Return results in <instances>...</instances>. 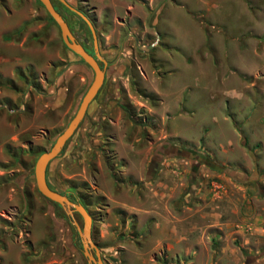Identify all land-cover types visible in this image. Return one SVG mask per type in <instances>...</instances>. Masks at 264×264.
I'll return each mask as SVG.
<instances>
[{
    "label": "rangeland",
    "instance_id": "374dc122",
    "mask_svg": "<svg viewBox=\"0 0 264 264\" xmlns=\"http://www.w3.org/2000/svg\"><path fill=\"white\" fill-rule=\"evenodd\" d=\"M66 1L108 62L46 180L103 264H264V0ZM91 79L38 0H0V264H88L33 164Z\"/></svg>",
    "mask_w": 264,
    "mask_h": 264
},
{
    "label": "water",
    "instance_id": "95a60500",
    "mask_svg": "<svg viewBox=\"0 0 264 264\" xmlns=\"http://www.w3.org/2000/svg\"><path fill=\"white\" fill-rule=\"evenodd\" d=\"M67 9L74 12L82 19L91 35L92 54L79 43L72 35L68 24L61 14L54 8L50 0H39L47 14L53 19L58 27L61 40L66 48L76 54L80 60L92 70V79L80 98L75 112L67 122L62 131L55 137L51 146L43 150L35 159L33 164V178L37 191L46 199L59 204L71 216L73 212H77L81 217V226L72 220L73 225L80 238L82 251L85 254L88 264H103L99 255L96 244L90 237L91 216L87 209L79 202L71 201L65 194H62L55 189H51L45 179V168L47 163L60 152L65 141L72 135L78 123L82 119L89 102L96 95L104 78V66L108 62L100 56L97 47V38L94 25L91 20L80 10L70 5L66 0H59ZM98 61H101L103 66L100 67Z\"/></svg>",
    "mask_w": 264,
    "mask_h": 264
},
{
    "label": "trees",
    "instance_id": "16d2710c",
    "mask_svg": "<svg viewBox=\"0 0 264 264\" xmlns=\"http://www.w3.org/2000/svg\"><path fill=\"white\" fill-rule=\"evenodd\" d=\"M39 1V0H38ZM41 4V3H40ZM62 5V4H61ZM63 6V5H62ZM64 7V6H63ZM65 9H67L66 7H65ZM68 10V9H67ZM68 11H70V10H68ZM71 12V11H70ZM72 13V12H71ZM48 17H49V19L51 20V21H53V19L48 15ZM80 19V18H79ZM80 21L84 24V25H86L85 24V22L82 20V19H80ZM54 22V21H53ZM55 23V22H54ZM87 27V26H86ZM88 29V28H87ZM89 31V30H88ZM76 55V54H75ZM67 141V140H66ZM65 141V142H66ZM46 182H47V184H48V186L51 188V189H54L52 186H50V184L48 183V181L46 180ZM60 193H62V194H65L71 201H74V202H77L75 199L76 198H74V197H72V196H70L68 193H65V192H60ZM55 203V202H54ZM79 203H81L84 207H85V204H83L82 202H79ZM56 205H58L57 203H55ZM86 208V207H85Z\"/></svg>",
    "mask_w": 264,
    "mask_h": 264
},
{
    "label": "crops",
    "instance_id": "0c3cea01",
    "mask_svg": "<svg viewBox=\"0 0 264 264\" xmlns=\"http://www.w3.org/2000/svg\"><path fill=\"white\" fill-rule=\"evenodd\" d=\"M15 60H17V59H15ZM253 150H256V149L253 148ZM45 179H46V168H45ZM9 250H10V248H9ZM8 251H6V252L3 253V257H2V260L3 261H2V264H9L10 261L14 260L15 256L17 255V254H15L14 257H9L8 256L9 255L8 254ZM19 255L20 254H18L17 257H19Z\"/></svg>",
    "mask_w": 264,
    "mask_h": 264
},
{
    "label": "flooded vegetation",
    "instance_id": "af4514ba",
    "mask_svg": "<svg viewBox=\"0 0 264 264\" xmlns=\"http://www.w3.org/2000/svg\"><path fill=\"white\" fill-rule=\"evenodd\" d=\"M50 1H51L52 5L54 6V8L57 10V8H56L55 4L53 3V1H52V0H50ZM82 46L87 50V52H89L90 54H92V50L87 49V48L85 47V45H83V44H82ZM98 63H99V66H100V67L103 66V64H102L101 61H98ZM103 70H104V77H105V70H106V67H105V66H104ZM103 79H104V78H103ZM96 94H97V93H96Z\"/></svg>",
    "mask_w": 264,
    "mask_h": 264
}]
</instances>
